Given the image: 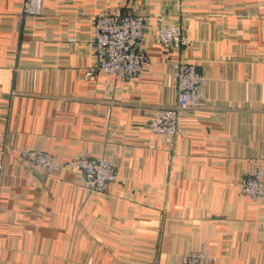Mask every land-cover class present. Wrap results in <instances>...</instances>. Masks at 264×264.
Returning a JSON list of instances; mask_svg holds the SVG:
<instances>
[{
  "label": "crops",
  "instance_id": "0c3cea01",
  "mask_svg": "<svg viewBox=\"0 0 264 264\" xmlns=\"http://www.w3.org/2000/svg\"><path fill=\"white\" fill-rule=\"evenodd\" d=\"M24 2L0 0V138L109 160L119 179L93 194L81 172L0 158V264H181L202 247L218 264H264V206L239 187L264 163V0H43L39 16ZM104 6L148 17L137 79L85 77ZM161 25L184 26L191 46L164 50ZM180 60L207 82L170 144L147 125L175 104Z\"/></svg>",
  "mask_w": 264,
  "mask_h": 264
},
{
  "label": "built area",
  "instance_id": "2783aa9c",
  "mask_svg": "<svg viewBox=\"0 0 264 264\" xmlns=\"http://www.w3.org/2000/svg\"><path fill=\"white\" fill-rule=\"evenodd\" d=\"M135 1V0H132ZM43 0H25L24 16H39L42 13ZM83 16L84 12H80ZM148 17L135 12L131 6L125 11L118 8L102 7L94 19L93 51L94 62L85 71V77L95 80L100 76L137 79L149 64V56L138 47L145 37ZM157 40L166 51H182L191 46L192 41L184 26L161 25ZM177 100L171 106L155 107L154 117L148 123V129L155 135L162 136L168 143H175L183 132L180 122L181 113L197 109L207 78L203 76L196 62L180 60L172 72ZM109 104H114L109 97ZM18 156L30 164L34 172L48 174L65 169L81 172L84 175L83 187L93 194H104L111 184L119 179L116 166L109 160L83 154L76 158L62 160L56 155L41 150L20 147L8 140L7 135L0 138V158ZM3 163L0 162V173ZM240 192L252 202L264 206V163L253 166L252 170L240 182ZM0 181V194H1ZM181 264H218L216 259L207 254L206 248L187 252Z\"/></svg>",
  "mask_w": 264,
  "mask_h": 264
}]
</instances>
